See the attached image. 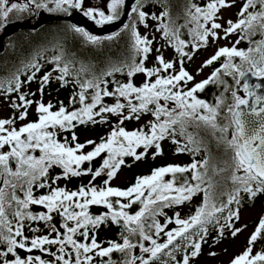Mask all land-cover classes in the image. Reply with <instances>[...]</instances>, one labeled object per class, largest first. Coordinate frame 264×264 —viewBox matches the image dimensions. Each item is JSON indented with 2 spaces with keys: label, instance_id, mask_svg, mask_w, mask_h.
<instances>
[{
  "label": "snow or ice",
  "instance_id": "6c2138e0",
  "mask_svg": "<svg viewBox=\"0 0 264 264\" xmlns=\"http://www.w3.org/2000/svg\"><path fill=\"white\" fill-rule=\"evenodd\" d=\"M152 2L153 0H132L131 3L128 0H108L106 12L96 5L85 6L86 0H23L22 3L11 4L9 0H0V25H4L13 12L22 14L34 9L67 15L78 10L96 25L103 26L119 20L127 5L133 18L131 24L126 23L121 29L130 33V55L111 63L99 76L92 74L90 79L81 80L80 74L87 73L88 67L82 64L76 69L71 61L61 64L63 51L53 57L59 73L56 79L66 84L67 77H75L80 91L70 102H78L81 105L79 109L69 111L61 102L59 109L52 111L54 105L51 102H39L38 120L19 129L14 126L15 118L0 119V264H93L95 256L109 257L105 264H152L161 255L174 259V252L180 247L175 243L178 240L186 242L184 246L191 249L190 254L186 253L182 258V264H190L191 258L200 255L201 245L206 242V225H218V237H222L227 228L232 229L233 237L243 230L233 227V221L239 219L241 193H246L250 198L264 193V94H257V90L264 86L250 84L247 80L249 74L264 78V38L255 42L251 40L257 32L264 37V0H245L237 14L239 19L235 22L228 20L226 28L217 22V14L222 8L232 6L228 0H208L203 6L187 0L183 8V24L177 23L180 17L173 18L168 0H155L163 8L158 15L146 12L145 7ZM257 5L258 10L249 11L250 8L256 9ZM148 19L157 21L156 31L161 32L163 39L174 48L178 54L176 61L165 60L157 50V66H145L144 62L152 51L154 37L149 39L147 35H141L136 25L140 23L147 28ZM182 29H187L192 37L191 41L181 38ZM219 29H223L224 39L239 31L242 33L240 39L247 38L255 47L247 50L238 49L235 45L231 48H218L198 72L224 57L221 68L215 69L207 79L186 88L188 82L194 80V76L183 67L184 58L191 59V53L185 49L189 44L196 49L207 45L209 36L220 39L216 31ZM70 30L92 45H100L105 40H114L120 35V31H117L101 37L75 24L70 25ZM240 39L236 44L240 43ZM237 57L240 58V64L234 62ZM177 63L180 64L178 71L167 76L161 74L174 69ZM245 63L248 64L247 69L243 68ZM40 68L38 60L33 59L23 69L13 72L9 78L0 80V90L5 94L19 93L20 103H13L12 107L23 109L18 117L20 120L26 119L27 109L34 101L19 90L23 84L35 79ZM25 70L31 74L26 81H22L20 74H27ZM222 70L223 74L232 76L235 81V88L230 93L232 103L227 105V122L223 124L217 118L227 97L222 93L212 104L196 95L209 84L223 85L225 92H228L231 86L220 78ZM115 73H122L129 79L127 82L112 81L114 88L109 91V82L105 77ZM139 73L146 78L142 86L135 85L131 79ZM51 76L52 73H48L42 77L38 91H43ZM152 77H156L154 81ZM237 88H242L247 98L239 96ZM89 89L92 90L90 96L86 94ZM105 97H114L115 102L106 104ZM250 99L254 101L251 105ZM144 113H150L154 118L146 126L133 131L124 127L114 128L110 136L98 144L92 140L77 142L78 137L74 131L70 141L65 139L60 142L57 138V130L71 131L77 124L96 123V117H100V122H106L105 114H115L120 118L119 123L123 124L126 120H139ZM201 130L214 138L217 145H225L226 152L230 151L229 159L224 161L225 167L210 165L211 153L205 138L200 134ZM230 130L232 134L229 138ZM165 139H170L176 145L177 154L188 152L193 157L202 151L207 154L201 160L194 158L189 165L155 168L150 175L137 177L135 184L127 189L109 186L125 164L124 157L130 156L139 161L147 155L149 148L156 150L153 158L162 155L161 142ZM89 144L94 145L93 150L83 152ZM5 146L9 149L6 152L3 151ZM138 148H143L144 151L137 153ZM37 151L40 152L39 156L35 155ZM102 153H107V158L100 168L93 170L91 167H82L85 162L91 163ZM13 163L15 168L12 167ZM53 167H60L62 173L49 177V170ZM225 172L229 173L227 177L222 176ZM186 173H190V176L184 175ZM89 174L93 180L105 175L107 179L103 182L104 186L97 187L90 183L80 186L76 191L54 186L60 179ZM177 174L183 179H179ZM166 175L171 178L165 180ZM217 176L231 184V188L220 193L219 197L216 194L220 183L215 179ZM34 188H47L48 192L36 196ZM17 192L21 195H17ZM198 193H203L201 207L189 218L182 219L179 213L174 214V220L166 217L167 223L174 222L178 227L165 233L166 242H158L154 237H159L167 224L161 225L156 217L164 215V208L181 205ZM224 196L227 198H220ZM112 197L124 198L127 203H122L120 199L113 201L110 199ZM136 203L141 205L139 211L134 214L126 211ZM32 205H40L46 212L34 214L30 210ZM90 205H103L110 211L93 216L88 212ZM233 205L237 207L233 208ZM53 213L61 217L59 227L52 222ZM25 221L42 222L47 234L25 236ZM108 221L123 229V242L109 241V246L105 248L95 237L90 238L89 233ZM28 228L32 233L41 231L31 224ZM262 232L264 217H261L256 231L250 236L246 250L230 264H264V251L252 255V245L261 237ZM77 236L84 239L78 240ZM133 236L150 241L151 246L134 242L131 239ZM51 246L56 247L55 252L51 250ZM170 246L171 250L165 251ZM137 247L141 252L139 256L133 251ZM18 250H25L27 253L39 250L52 259H44L40 255L22 257ZM113 252L124 254V258L119 262L111 260ZM144 254H147V258ZM210 255L215 256L216 253L212 252ZM9 256L12 258L9 259Z\"/></svg>",
  "mask_w": 264,
  "mask_h": 264
},
{
  "label": "trees",
  "instance_id": "16d2710c",
  "mask_svg": "<svg viewBox=\"0 0 264 264\" xmlns=\"http://www.w3.org/2000/svg\"><path fill=\"white\" fill-rule=\"evenodd\" d=\"M23 0H14L13 3H22ZM193 3H196L200 6L205 5L208 0H192ZM187 3V0H168V4L170 7L171 14L173 18L180 17L177 19V23L183 24V8L184 5ZM51 6V5H50ZM259 9V5H257L256 9L250 8L249 11H255ZM148 13H156L157 15L163 10L161 4L156 3L155 0H153L152 3L148 4L145 9ZM37 10H33L31 12H25L22 14H17L13 12L8 17V20L5 24L12 22L14 20L24 19L27 17L34 16L35 12ZM54 14H59V12H52ZM151 21V22H150ZM154 21V23L152 22ZM133 22V18L131 17L128 24H131ZM152 23V24H151ZM4 24V25H5ZM148 27L145 28L143 24L137 23V28L140 31L141 35H144L143 32H148L147 36L149 35L156 36L154 39V42L152 44V51L148 55L147 60L144 62L145 66L148 68H151L149 66V60L150 57L155 53L156 48H158L161 45L168 46L173 50L175 53V59L176 61L178 59V54L175 52L174 48L170 46L162 37L161 32L156 31L157 21L148 19L147 20ZM4 25H0V31H2V28ZM70 25H72L71 21L68 19H58L53 20L52 22H49L46 25H43L39 27L37 30H27V31H19L11 36H9L4 43V49L0 53V80H5L11 76L13 72H16L17 69H23L24 65L28 63L29 61H32L33 59L38 60L39 64L41 65V68L39 72L36 73L35 79H33L30 83H25L20 88V93L28 94V99L34 101L27 109V117L24 120H20L17 118L18 121L25 122L24 124L20 125L23 126L29 122H34L38 120V112L37 110L33 112V114H30V110L33 107V105L36 103L37 99H42V102L47 104L51 102L54 107L52 111H56L59 109L61 102L63 105L69 110L72 111L74 109H79L81 105L77 103H71V98L80 91L79 85L75 82L74 76L67 77V83L65 84L63 81H60L56 79V77L59 75V73L56 71L57 64L53 62V57L60 55L61 51H63V60L61 61V64L64 61H71L74 64V67L76 69L80 68L83 64L84 66L88 67L89 71L87 73H81L80 79H90L92 74H95L97 76L101 75L104 71H106L111 63L117 62L121 58H127L130 55V33L126 31H120V35L118 38L114 40H105L100 45H92L85 41L79 34H75L70 30ZM152 29V31H150ZM182 36L181 38L186 41H191L192 37L188 34L187 29H182ZM26 33H29L27 35ZM240 37L242 33H240ZM240 43L236 46L238 49L247 50V46H251L252 44L249 43V40L247 38L240 39ZM204 46V45H203ZM201 46V47H203ZM201 47H199L201 49ZM233 47V46H232ZM231 48V47H229ZM199 50L194 47H192V44H189V46L185 49V51H188L191 53V57L194 55V53ZM190 59L184 58L183 67L186 71L190 73V68L188 67V62ZM225 58L221 57L219 60L215 61L212 65L208 66L210 67V75L213 73V71L217 68H221L222 64L224 63ZM234 62L237 64H240V58H234ZM180 67V64L177 63L174 69L169 70V73L162 74V75H169L170 73H173L175 71H178ZM244 69L248 68V64L245 63L243 65ZM27 74H20V79L22 81H26L28 79V75H30V71L25 70ZM48 73H52V76L50 78V81L44 86L43 91H38L40 88V81L42 77ZM209 75V76H210ZM208 76V77H209ZM207 77V78H208ZM156 77H152V80L154 81ZM206 78V79H207ZM222 80H224L227 85L231 86L228 90V92H225L223 85H217V84H209L205 87V89L202 92L196 93V95L206 100L209 103H214L216 99L213 101H210L213 96L218 97L222 93L227 97L226 101H230L232 103L231 99V91L233 88H235V81L233 80L232 76H228L223 74V70L221 72ZM105 79L109 82L107 84V88L109 91H112L114 88V85L112 81H120V82H127L128 77L122 73H115L113 76H107ZM133 83L137 86H142L143 83L146 82L145 75L142 73L136 74L134 77L131 78ZM205 80V79H204ZM103 86V85H102ZM186 88H191L190 82H188ZM237 94L241 96V91H243L242 88H237ZM92 90L89 89L86 93L87 95H91ZM34 94V95H33ZM214 94V95H213ZM19 93L12 92L5 94L3 90H0V100H5L9 102L12 106L13 103H20L18 100ZM90 102V101H86ZM115 102L114 97H105L104 103L106 104H113ZM121 102H124L121 100ZM163 103V101H161ZM228 104H230L228 102ZM171 107V105H169ZM222 108V107H221ZM13 111L18 116L20 115V112L23 111V109L19 108H13ZM221 112V109H220ZM224 115L227 116V109L224 112ZM106 116V122H100V117H96V120L98 122L96 123H86V124H77V126L71 130V131H58V139L60 142H64L65 139L71 140L72 133L74 131L75 135L78 137L79 143H85L88 140L95 141L97 144L101 142L102 139H106L110 136L111 132L114 130V128L117 127H124L128 131H133L136 129L131 128L133 124L141 123V127H144L148 124L149 121L153 120V116L150 113H144L141 115L139 120H126L123 122V124L119 123L120 118L116 116L115 114H105ZM19 127V128H20ZM18 128V129H19ZM138 128V129H139ZM51 130V129H50ZM145 131H147V128L145 127ZM201 136L205 138V141L207 142L208 149L211 153L212 159L210 160V165L215 164L218 167H225L224 161L229 159V156L231 155L230 151L225 150V145L220 144L217 145V142L214 138H212L210 135H208L207 132L204 130H201L200 132ZM231 130L228 133L229 138L231 137ZM100 135V136H99ZM99 136V137H98ZM177 139H182L181 137H177ZM163 146L167 148L171 152V155L174 158L177 159H167L158 162L157 164H154L153 166L149 167L147 171L145 172H139L136 174H133L132 177L128 180L127 183L124 185H114L111 184L112 181L117 177L118 173L125 168H130L134 163L137 162H153L159 157H162V155H156L155 158H153V153L156 151L155 148H149L147 150V155L144 156L141 160L136 161L133 157H124L125 164L121 166L120 170L117 172V175L110 181L111 187H117L120 189H127L128 187L132 186L136 182V178L140 176H146L150 175L152 170L158 167L167 166V165H189L193 162V159L201 160L207 153L202 151L199 155H196L193 157L191 153L183 152L177 154L175 152L176 145H174L170 139H165L161 142V147L163 150ZM94 148V145H87L83 152L87 153L89 151H92ZM8 146H5L3 151H8ZM137 153L143 152V148H138ZM36 156L40 155V152L37 151L35 153ZM107 158V153H102L101 156L95 158L91 163L85 162L82 167L87 169L91 167L93 170H96L102 166L103 160ZM12 167L15 168V164H12ZM62 173V169L60 167H53L49 170V177H54L56 175H59ZM211 170L209 172V175H211ZM179 179H183L180 174H177ZM184 175L190 176V173H186ZM229 175L228 172H225L222 174L223 177H227ZM90 178L88 183L84 182V178ZM170 175H166L164 177L165 180L170 179ZM83 179V180H82ZM107 179L105 175H101L100 177L95 178L93 180L92 176L89 175H81L79 177H71L69 179H60L56 181V184L54 186L66 188L69 191H76L78 188L82 185H89L90 183L94 184L97 187H103L104 180ZM178 179V182H179ZM217 181H220L219 185L216 188V194L219 197L220 193L226 192L231 188V184L228 183L226 180L222 179L221 176L215 177ZM50 182V181H49ZM34 194L36 196L46 194L48 192V189H39L34 188L33 189ZM17 195H21V193L17 192ZM147 195V193H145ZM222 199H226L227 197H220ZM113 201L116 199H120L122 203H127V200L124 198H116L112 197L110 198ZM260 199L264 202V193L258 194L255 198H250L246 193H241V201L238 205L239 212L240 210L245 206H250L251 204H254ZM203 201V193H198L192 197L191 200L185 201L181 205H174L169 208H164L163 213L164 215H159L156 217V219L163 225L162 221L166 216V213L170 210H176L179 207L191 205L196 208V210L201 207ZM141 205L139 203L133 204L130 208L126 209L129 213H135L139 211ZM233 208L237 207L236 205L232 206ZM30 210L34 214H38L41 212H46V209H44L40 205H32L30 206ZM195 210V212H196ZM110 210L107 209L103 205H90L88 208V212L93 215H103L106 212H109ZM264 217V215H263ZM53 223L57 225V227L60 226L61 223V217L53 213ZM221 223H223V220H221ZM237 220L233 221V227L236 225ZM31 224L32 227H39L41 229L38 233H32L29 231L28 225ZM208 228L207 236H206V242H203L201 245V252L203 248L206 246H209L213 244L215 241L219 240L220 238L227 236L228 233L232 230L231 228H227L224 230L223 236L218 237V225L216 224H208L206 225ZM63 231V229H61ZM123 229L120 227V225L113 223L111 221H108L107 224L101 225L98 229H96L94 232L89 233V237H95L97 242L101 244L102 247H108L109 241L122 243V237L121 232ZM166 231H163L160 233L159 237H154L158 239V242H160V238H162L165 235ZM47 234V229L45 228V225L30 221H25V228H24V235L25 236H33V235H45ZM54 235V234H53ZM76 239L83 240V237L77 236ZM131 239L135 241H139L140 243H144L145 246H151L150 241H143L138 236H133ZM261 244L264 245V232H262L261 237L257 239ZM166 242V241H165ZM161 243L162 242L161 240ZM175 243L179 244L180 247L174 252V259L172 257L161 255L160 259L155 260L152 262V264H182V258L187 253L190 254L191 249L185 247L184 245L186 242L176 241ZM48 247V246H46ZM264 249V247H263ZM51 250L53 252L56 251L55 246H51ZM171 250V246L168 250ZM134 254L139 256L141 255L140 249L137 247L133 250ZM264 251L260 250L259 252ZM19 254L23 257V253L26 255H40L44 259L51 260L52 257L47 255L46 253H42L39 250H34L32 253H27L25 250H18ZM258 253V252H257ZM255 253V254H257ZM201 254V253H200ZM254 254V255H255ZM24 255V256H26ZM145 258H147V254H144ZM12 257L9 256V259ZM111 260L119 262L124 258V254L120 252H113L111 253ZM196 258V257H194ZM194 258H191L194 259ZM109 260V257H99L95 256L93 260V264H105L106 261ZM190 260V261H191ZM139 264V262H137Z\"/></svg>",
  "mask_w": 264,
  "mask_h": 264
},
{
  "label": "rangeland",
  "instance_id": "374dc122",
  "mask_svg": "<svg viewBox=\"0 0 264 264\" xmlns=\"http://www.w3.org/2000/svg\"><path fill=\"white\" fill-rule=\"evenodd\" d=\"M10 1V0H9ZM107 2L108 0H86L85 6H92L96 5L100 8H103L107 12ZM13 3V2H12ZM228 3H230L231 7H225L220 10V12L217 14L218 19L217 22L223 25V27H227V21L232 20L233 22L237 21L239 19L238 13L240 9L243 7L245 0H228ZM10 4V3H9ZM151 22V21H150ZM154 23V21H152ZM152 24V23H151ZM152 31V29L150 30ZM218 35L221 37L220 39H215L212 36H209L207 45H204L197 50L194 55L191 57V59L188 62V67L190 68V74L194 76V80L190 81V86L192 87L195 83L200 82L204 79H206L210 75V67H204L201 71L198 72V70L201 69V66L203 63L210 58L218 48L220 47H232L237 46L236 41L240 39L239 31L234 32L233 34L229 35L227 39H224V32L223 29L216 30ZM29 35V33H26ZM144 35H147L148 32H143ZM154 39L156 36L149 35V39ZM262 37L259 32H257L256 35H253L251 37L252 41H259ZM241 41V40H240ZM249 47H255V44L253 43L251 46H247V49ZM161 52L165 58V60L168 61H174L175 59V53L171 48L165 45H161L158 48H156L155 53L150 57L149 60V66L156 67V57L158 55V51ZM171 70V69H170ZM169 73H161V74H167ZM214 95V94H213ZM241 97L247 98V94L244 91H241ZM216 99L215 96L210 101H213ZM42 102V99H37L36 103L31 108L30 114H33L34 111L37 110L38 103ZM216 102V101H215ZM214 102V103H215ZM228 102L231 104L230 101H226L225 105L222 106L220 115L218 116V121L223 124L226 123V117L224 115V112L227 109ZM213 103V104H214ZM19 116L14 113L13 107L11 104L5 100H0V119H8V118H15V127L18 129L20 125L24 124L25 122L18 121L17 118ZM141 126V123L133 124L131 128L138 129ZM100 136V135H99ZM98 136V137H99ZM164 154L162 157H159L153 162H137L134 163L130 168L122 169L117 177L112 181L111 184L114 185H124L128 182V180L132 177L133 174L139 173V172H145L147 169L154 164H157L160 161L163 160H173L177 159L174 158L171 155V152L167 150L165 146H163ZM87 178V177H86ZM88 179H90L88 177ZM83 180V179H82ZM90 181V180H89ZM88 181V182H89ZM85 182V181H84ZM86 183V182H85ZM196 208L191 205H186L179 207L176 210H170L166 213L165 218L163 219L162 223L163 225L167 224V227L164 229V231H169L172 229H175L178 227L174 222L173 223H167L166 217L173 218L174 220V214L179 213L180 218L185 219L189 218L191 215L195 213ZM264 214V202L262 199L260 201L258 200L254 204H251L250 206L243 207L239 212V219L237 220L235 228H242L243 230L239 232L235 237L232 236L231 232L228 233L227 236H224L220 238L219 240L215 241L213 244L206 246L203 248L201 254L197 256L196 258L192 259L190 261V264H230V262L238 255L242 254L246 248L248 247V241L250 236L256 231V228L259 224V221L261 217ZM246 225V227H244ZM167 239L166 235H164L162 238H160L162 242H165ZM264 245L261 244L259 241H256L252 245V255L259 252L263 249ZM215 252L216 255L212 256L210 253ZM26 255L23 253V256Z\"/></svg>",
  "mask_w": 264,
  "mask_h": 264
},
{
  "label": "water",
  "instance_id": "95a60500",
  "mask_svg": "<svg viewBox=\"0 0 264 264\" xmlns=\"http://www.w3.org/2000/svg\"><path fill=\"white\" fill-rule=\"evenodd\" d=\"M131 2H132V0H128V3H131ZM131 17L132 16L128 12V8L126 5L125 10L122 13L121 18L119 20H117L114 23L106 24L103 26L96 25L92 20H90L87 17H84L82 15V13L78 10L72 12V14L69 17V20L72 22V24L81 26V27L85 28L87 31H89L90 33H93V34L98 35V36H107V35L116 33L117 31H121L122 26L126 23L128 24ZM37 19H38V21L36 23H31L30 20H27V21H16V22H11V23L5 24L2 28V31L0 32V53L3 51L5 40L9 36L21 31L24 28L36 30L40 26L46 25L51 20L56 19V17H53L49 12H47L45 10H40L37 14ZM247 80L250 84H257L258 83V84H261L262 86H264V78L253 77V76H251V74H249L247 76ZM243 83H244V81L242 80L241 84H243ZM257 94H264V87L257 90ZM253 102L254 101L252 99L249 100L250 105ZM84 181L86 183H88L89 179L84 178Z\"/></svg>",
  "mask_w": 264,
  "mask_h": 264
},
{
  "label": "flooded vegetation",
  "instance_id": "af4514ba",
  "mask_svg": "<svg viewBox=\"0 0 264 264\" xmlns=\"http://www.w3.org/2000/svg\"><path fill=\"white\" fill-rule=\"evenodd\" d=\"M14 0H10L9 1V3L11 4L12 2H13ZM40 10H37L36 12H35V14H34V16H31V17H27V18H24V19H19V20H14V21H12V22H16V21H27V20H30L31 21V23H36L37 21H38V19H37V14H38V12H39ZM48 12V11H47ZM53 17H56V19H54V21L55 20H58V19H63V18H65V19H68L69 20V17H70V15H67V14H64V13H59L58 15L57 14H54V13H52V12H49ZM122 15V14H121ZM53 20H51L50 22H52ZM70 21V20H69ZM9 23H11V22H9ZM72 23V22H71ZM41 27V26H40ZM38 29V28H37ZM36 29V30H37ZM27 30H31V29H28V28H24V29H22L21 31H27ZM20 31V32H21ZM1 32V31H0ZM101 37H104V36H101ZM264 215V214H263ZM263 217V216H262Z\"/></svg>",
  "mask_w": 264,
  "mask_h": 264
}]
</instances>
